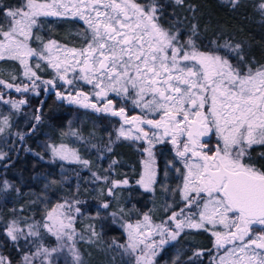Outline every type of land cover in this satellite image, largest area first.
Segmentation results:
<instances>
[{"label": "snow or ice", "instance_id": "snow-or-ice-1", "mask_svg": "<svg viewBox=\"0 0 264 264\" xmlns=\"http://www.w3.org/2000/svg\"><path fill=\"white\" fill-rule=\"evenodd\" d=\"M175 3L183 4V0ZM164 7L162 0H22L15 6L0 2V60L19 61L23 77L31 82L21 87L0 80V85L28 92L40 84L45 90L49 86L55 89L61 82L59 86L67 87L64 92L56 91L58 99L120 117L117 139L143 140L150 158L154 142L171 140L183 164V171L175 168L182 184L172 191L180 193L184 207L160 223L145 213L142 220L124 225L127 243L118 246L136 254L135 264H155L169 241L193 229L209 232L214 238L218 255L212 258L213 264H264V165L258 167L250 156L253 146H264V64L247 62L242 45L230 40L223 44L211 41L203 49L194 39L199 34L195 24L191 35L182 38L179 27H166L162 22ZM260 8L264 10V4ZM46 17L82 21V44L69 47L51 38L45 40L39 29L41 18ZM33 43L38 47H32ZM32 58L38 61L34 65L29 62ZM41 61L52 69L51 79L38 75ZM84 85L90 90L83 91ZM113 95L131 102L134 109H140L139 114L129 116L125 107L117 108ZM4 102L13 108L26 103ZM2 123L8 125V117ZM4 130L0 126V133ZM213 135L217 142L210 148L205 141ZM52 151L62 160L75 159L89 166L88 160L64 145ZM260 156L264 158V153ZM168 164L175 167L173 161ZM155 178L149 162L138 183L148 190ZM127 183L111 181L109 195ZM74 204L58 203L46 211L43 222L28 226L26 238L40 241V229H44L56 237L58 246L49 249L38 243L31 256L24 255V264H35L37 257H42L41 264H53V253L65 247L73 264H81L74 227L81 209ZM109 206L102 205L104 209ZM170 208L167 205L165 211ZM88 231L91 236L99 235L93 225ZM6 234L13 241L25 235L15 221ZM0 264L11 262L0 257Z\"/></svg>", "mask_w": 264, "mask_h": 264}, {"label": "trees", "instance_id": "trees-1", "mask_svg": "<svg viewBox=\"0 0 264 264\" xmlns=\"http://www.w3.org/2000/svg\"><path fill=\"white\" fill-rule=\"evenodd\" d=\"M0 2L15 6L19 5L22 0H0ZM162 3L165 5L162 22L165 23L166 27L172 24L179 27L183 33L182 38L191 35L192 26L195 24L198 26L199 34L194 39L203 49L207 50L211 41L223 44L226 40H230L233 44L242 45V55L247 62L264 64V10L260 8L258 1L236 0L233 3V0H183V4L178 5L175 0H162ZM41 24L42 34L47 38H56L75 47H79L82 44V39L79 35L82 27L78 25L76 18L41 20ZM221 51L224 50L221 49ZM12 81L18 83L21 87L31 83L21 74ZM59 85L58 87L62 90L67 87ZM56 91L58 90H45L43 84L35 91L30 90L28 92H16L15 88L9 89L4 85H0V94L4 97L13 100L24 99L26 101L22 105V113L30 119V122L23 129V139L13 134L14 128L12 127L0 133V141L2 142L5 139L7 143L11 144L7 159L0 163V257L6 258L11 264H24V255L31 256L36 251L38 243L48 247L53 244L54 237L44 229H40L45 234L40 241H37L35 237L26 238V234L29 231L28 226L31 225L30 221H33V224L42 222L46 211L53 208L56 204L64 203L65 201L74 204L75 201H80L79 204H74V207H80L81 209V214L76 215L74 213L77 216V224L81 223V220L92 218V220L95 219L96 226H100L99 229L102 231L104 226H106V224L102 223V219L96 216L89 217L97 210V206L102 204L103 200L110 202V206L114 201L111 196H105L100 199L94 195L86 194L81 189L76 192L71 191L64 198L62 196V198L53 199L47 204L46 208L41 207L40 200L34 201V198L38 197L46 189L43 187V181H48L50 184L58 186V188L59 186L62 187V185H68V182L62 183L61 177L57 173L48 171L51 167H48L43 161H37L38 159L26 150L27 146H29V149L41 152L44 145L49 147L60 142H67L63 136L70 134L71 138H68L69 141L79 148L82 154H87V158L92 157V159H95L98 155V149L91 146V143L98 139H101L98 142L99 144L109 143V140H112L116 129L121 124L119 117L103 112L98 113L92 109L72 105L67 100L58 99ZM111 98L116 103V106L128 107L129 113L139 112L138 109L130 106V102H124L114 95ZM10 114L13 121L11 124H13L15 123L13 119L18 116L12 111ZM36 116H39L40 119L36 120ZM75 129H77V132ZM79 137L86 138V141L78 140ZM91 138H94V140H91ZM163 145L157 144L153 150V160L162 179H164L163 174H165L166 169L167 173H169L166 164L171 160L170 154L163 153ZM145 148L146 143L143 140L120 139L113 142L110 156L117 162L118 167H121L119 169L123 170L122 176H119L118 179L116 178V181L127 180L128 183L124 185L137 187L138 181L143 175L142 171L145 168L143 163L146 159ZM24 159L26 161L25 164L23 163ZM16 168L24 174V179H21L27 180V183L20 184L17 180L18 178L11 177V173ZM38 171L41 175L39 184L34 180V173H39ZM68 175L72 176L74 172L68 173ZM6 179L12 183L11 188L7 190L3 186ZM107 185L109 184L107 183ZM177 207L178 203L171 206L169 211H173ZM86 212L91 215L83 217ZM13 221L16 222L17 228H19V224H22L21 230L25 233L24 236H20L16 241L11 240L6 234L7 227ZM109 233L107 236L102 234L103 238L105 237L103 241L99 234L98 239L105 247L106 256L101 262L96 264H135L136 254H129L125 251L119 252L108 243V239L111 236H118L117 230L114 228ZM104 234L106 235V232ZM190 237L200 238L202 243L194 245V243L189 241L188 238ZM156 239L159 240V237L157 236ZM196 248L204 250L202 257L199 259L193 257ZM208 250H211V252ZM213 251L212 236L208 232L203 230H185L177 240L169 241L164 246L155 258V264H173L174 259L176 264H208L207 259ZM165 253L172 254L173 259L163 260L162 257Z\"/></svg>", "mask_w": 264, "mask_h": 264}, {"label": "rangeland", "instance_id": "rangeland-1", "mask_svg": "<svg viewBox=\"0 0 264 264\" xmlns=\"http://www.w3.org/2000/svg\"><path fill=\"white\" fill-rule=\"evenodd\" d=\"M256 1H258L260 5L264 4V0H256ZM47 19H57V20L67 19L68 20V19H71V17L41 18V20H45V21ZM77 22H78V25L83 28V22L79 21L78 19H77ZM39 34L44 36L42 34L41 29H39ZM44 38H45V40L49 39L45 36H44ZM51 39L58 41L60 44L67 45L69 47H75V46L67 44L64 41H61L59 39H56V38H51ZM31 46L34 48L38 47V45L36 43H33ZM29 62L34 65L38 61L36 58H32V59H30ZM40 63H41V69L38 71V75L41 76V78L43 80L51 79L54 75L52 69L46 68L44 66L45 62L41 61ZM0 68H1L0 80H4L6 83H12L14 85H19L18 83H15L14 81H12L13 76L17 77L19 74L22 75V66L20 65L19 61L11 60V59L0 60ZM37 83L40 84V82H38V81H37ZM60 83L61 82H58V84H60ZM40 85H42V84H40ZM13 88H15V87H13ZM48 90H53V88H51V86H49ZM54 90H58L61 92L65 91V90L60 89L58 86ZM82 90L87 92L90 90V86L84 85V86H82ZM9 100L19 101V100H24V99L13 100V99H9L8 97L3 96V101H0L1 102L0 126L5 128L4 132L8 128H11V127L14 128L13 134L17 135L23 139V136H24L23 135V129L30 122V119L25 114L22 113V105L23 104L20 105L18 108H13L11 103H5L4 102V101H9ZM72 105L79 106L76 104H72ZM130 106L133 107L131 102H130ZM2 108H4V110H2ZM88 109H90V108H88ZM138 110L140 112V109H138ZM11 111L14 112L16 114V116H18V117H16V119H13L15 122L13 124H11L13 122L11 117H10V115L13 116L12 114H10ZM139 112H138V114H139ZM4 117H8V121H9L8 125H3L2 122H3ZM120 126H121V124L116 129L115 135L111 140L112 141L111 144H109V143L104 144V145L99 144L98 142L101 141V139H98L96 141V140H94V138H91V140H94L91 143L92 144L91 146L96 145L95 148H97L100 151L99 152L96 149L98 155H97V157H95V159H92V157L87 158L86 157L87 154H82L79 151V148L75 147V145L71 141H69L68 138H71L70 134L63 136L64 140L67 142H60V143H57L53 146L50 145L49 147L48 146L46 147L44 145L42 147L43 150L41 152L34 150V149H31V148H30L31 149L30 150L28 148L29 146H27V149H26L28 152H31L32 156H34L35 158L38 159L37 161H43V162H45V164L48 167L50 166L51 169L49 168L48 171H53V172L57 173L61 177L62 183L68 182V185H65V186L62 185V187L59 186V188H58V186H54V185L50 184L48 181H43V185H44L43 187L46 189L38 197L34 198L35 202L37 200L38 201L40 200L41 207L46 208L47 204H49L50 201H52L53 199L62 198V196L64 198L71 191L76 192L77 190L79 191L80 189L83 190L86 194L88 193L91 196L94 195L100 199H103L105 196H111L112 200H114L113 203L111 204V206H109L107 209H104L102 207V205L104 203L109 204L110 202H108L107 200H105V201L103 200L102 204L100 206H97V210L92 214V216H90V217L88 216V215H91L89 212H86V214H84V216H83V217H89V218L96 216L97 218L102 219L101 220V221H103L102 223L106 224V226H104V230L101 231V229H99L100 226H96L95 219L92 220V218L91 219L86 218L85 220H81V223H79V224H77V222L75 220L74 227L76 228V231H77L75 247L79 252V255L81 258V264H96L97 262H101V260H103L104 257L106 256V250H104L105 247L101 244V241L98 239L99 235L98 236H91L90 232L88 231L89 225L94 226L95 231L98 234H100V236L102 237V241L105 238V237L103 238V236H107V234H110L109 232L113 231V229L115 228L118 232V236L117 235L111 236V238L108 239V241H109L108 243L111 246H114V248H116L117 251H119V252L123 251L124 252V249L122 247L118 246V245H125L127 243V231H126L124 225H126L127 223L135 224L138 220H142L143 215L145 213H148L151 216L154 223H160L161 221L166 220L169 215H171L172 211H169V213H167L168 211H165V207L167 205L173 206L174 204L178 203V207L175 210H173V211H177V212L181 208L184 207V204L181 200L180 193L179 192L174 193L172 191V189H175L177 187V185L182 184V177L179 176V174L175 171V168H180V167L177 166L176 164H175V167H172L167 163L166 168H168L169 173H167L168 175L166 177H165V174H163L164 179H162V177L160 178V176H159L157 166L155 165L154 160H153V158H154V155H153L154 147L157 144L168 143L167 139L161 143H155L154 142V147L152 148V157L151 158L148 156V153L145 152L146 159L144 160L143 163L146 165V163L151 162V165H152V167L156 173L155 183L152 184L150 189L146 190L145 187L140 183L137 184L138 188H133V186H127L124 184H120L118 187H116L114 189L113 194L109 195L108 188L111 187V181L116 180V178L118 179L119 176L121 177L122 176L121 173L123 172V170L119 169L121 167H118L117 162L113 158H111L110 151L107 150L109 147L111 149L113 148V142L114 141H118L120 139H125L123 137L117 139V135H118L117 130L120 128ZM75 131L77 132V129H75ZM85 139L82 137L78 138V140H85ZM127 140H133V139H127ZM4 141H5V139L2 142L0 141V154H3L2 156H0V163H3L7 159L8 152H9V149L11 147L10 146L11 144L7 143L6 141L4 142ZM139 141H141V140H139ZM61 145L66 146L70 150H75L82 160H88L89 161V166L85 167L83 164L77 162L75 159L62 160L58 156H54L53 151H52L53 147L59 148ZM255 146H257V145H255ZM146 147H148L147 144H146ZM84 157H86V158H84ZM23 163L24 164L26 163L25 159L23 160ZM181 171H183V170L181 169ZM71 172H74V175H72V176L68 175V173L70 174ZM93 173H95L96 176L101 177V179H96V177L93 176ZM142 174H143L142 176H144L145 168L142 171ZM40 176H41L40 172L34 173V180H36V182L38 184L40 183V181H39ZM105 176L108 177L107 181L102 179ZM11 177L18 178L17 180L20 184H25L28 182L27 180H25V181L23 180L24 174L21 173L20 170H18V168L14 169V172L11 173ZM21 178H23V179H21ZM140 180H141V178H140ZM73 181H76V182H73ZM5 182H7L8 187H5ZM107 183L109 185H107ZM3 186H4V189L7 190L8 188H11L12 183L8 179H6L4 181ZM126 188H128V189H126ZM132 191H133L134 197L136 198V200L132 202L133 205L131 204V199H130ZM98 212H99V215H97ZM113 213H115V216H113ZM133 213L138 214V216L133 218L132 217ZM76 218H77V216H76ZM44 219L45 218H43L42 222L44 221ZM30 224L35 225V224H33V221H30ZM18 226H19V229H21L23 227L22 224H19ZM193 230H195V229H193ZM104 232H106V235L104 234ZM102 234H103V236H102ZM43 235H45V234H43ZM52 236L54 237L53 244L49 247L48 246H44V247L51 249V248L58 246V241H57L56 237L54 235H52ZM81 236L83 237V239L80 238ZM188 239H189V241L194 243V245L202 243V240L200 238L190 237ZM213 239L214 238L212 237V246H213ZM97 240H98V242H97ZM201 251L204 252L203 249L196 248V250H194V253L201 252ZM217 255H218V253H217L216 249L214 248L213 253L207 259L208 264H213L212 258L217 256ZM193 257L195 259H199L202 256L201 255L200 256L193 255ZM162 258H163V260L168 261L169 259H173V255L172 254L169 255V254L165 253V254H163ZM41 259H42V257H37L35 260L36 261L35 264H41ZM52 260H53V264H73L72 255L66 247L57 253H53Z\"/></svg>", "mask_w": 264, "mask_h": 264}, {"label": "flooded vegetation", "instance_id": "flooded-vegetation-1", "mask_svg": "<svg viewBox=\"0 0 264 264\" xmlns=\"http://www.w3.org/2000/svg\"><path fill=\"white\" fill-rule=\"evenodd\" d=\"M113 102H114V100H113ZM114 104H116V103L114 102ZM119 107H125V109H126V111H127L129 116L138 114V112H135V113H132V114L129 113V109L126 106H117V108H119ZM98 113H101V112H98ZM167 140H168V143H164V145H163V149H164L163 153L164 154H170V156H171V160L170 161H173L174 164H176L177 166H179L183 170L182 162H180L179 159L176 157L175 146L171 143L170 139H167ZM205 142L207 143L208 147L211 148V147H213L216 144L217 138L213 135V136H211L210 139L206 138ZM167 151H168V153H167ZM261 153H264V146H261V145L253 146V148L250 150V156L252 158V162L256 163L258 167L261 166V165H264V158H261V156H260ZM133 188H138V187H134L133 186ZM130 199H131V204H132L133 201L136 200V198L133 195V191H132ZM134 213L132 214L133 218L138 216V214H134Z\"/></svg>", "mask_w": 264, "mask_h": 264}, {"label": "water", "instance_id": "water-1", "mask_svg": "<svg viewBox=\"0 0 264 264\" xmlns=\"http://www.w3.org/2000/svg\"><path fill=\"white\" fill-rule=\"evenodd\" d=\"M93 102H95V101H93Z\"/></svg>", "mask_w": 264, "mask_h": 264}]
</instances>
